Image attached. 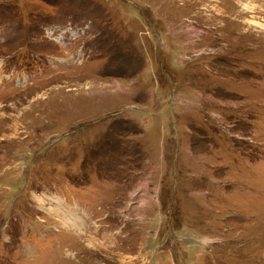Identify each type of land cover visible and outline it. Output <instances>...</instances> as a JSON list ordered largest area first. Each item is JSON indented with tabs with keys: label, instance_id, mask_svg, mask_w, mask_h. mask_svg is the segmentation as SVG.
<instances>
[{
	"label": "rangeland",
	"instance_id": "rangeland-1",
	"mask_svg": "<svg viewBox=\"0 0 264 264\" xmlns=\"http://www.w3.org/2000/svg\"><path fill=\"white\" fill-rule=\"evenodd\" d=\"M0 264H264V0H0Z\"/></svg>",
	"mask_w": 264,
	"mask_h": 264
},
{
	"label": "bare ground",
	"instance_id": "bare-ground-1",
	"mask_svg": "<svg viewBox=\"0 0 264 264\" xmlns=\"http://www.w3.org/2000/svg\"><path fill=\"white\" fill-rule=\"evenodd\" d=\"M72 215H73V214H72ZM68 217H69V216H68ZM69 218H71V217H69ZM73 219H74V218H73ZM75 223H78V224H79L80 222H79L78 219H77V221H76ZM70 224H71V223H70Z\"/></svg>",
	"mask_w": 264,
	"mask_h": 264
}]
</instances>
